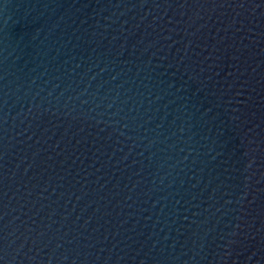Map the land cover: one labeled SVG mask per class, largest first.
Masks as SVG:
<instances>
[{"label":"water","instance_id":"water-1","mask_svg":"<svg viewBox=\"0 0 264 264\" xmlns=\"http://www.w3.org/2000/svg\"><path fill=\"white\" fill-rule=\"evenodd\" d=\"M0 264H264V0H0Z\"/></svg>","mask_w":264,"mask_h":264}]
</instances>
